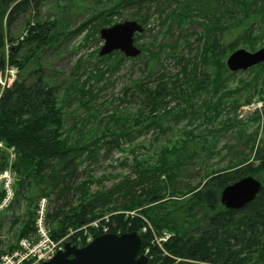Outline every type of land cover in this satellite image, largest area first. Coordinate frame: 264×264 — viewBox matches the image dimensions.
Returning <instances> with one entry per match:
<instances>
[{
    "label": "rangeland",
    "instance_id": "1",
    "mask_svg": "<svg viewBox=\"0 0 264 264\" xmlns=\"http://www.w3.org/2000/svg\"><path fill=\"white\" fill-rule=\"evenodd\" d=\"M191 1L150 0V8L146 10L147 6L143 7V4L117 7L120 0H39L34 10L13 25L11 31L18 41L24 37L28 21L32 25L35 20H63L64 28L59 26L65 32L63 38L56 49L46 46L40 52L38 62L41 73L56 86L64 115V137L81 146L106 132L122 134L117 144L112 134L105 138L108 142H102L94 155H81L77 159L81 162L76 172L66 179L72 190L64 193L71 203L78 201L75 190L83 180L87 181L91 193L107 192L124 179H134V161H143L145 167L164 162L166 156L160 154V150L165 148L172 154L168 159L181 161L175 169L176 177L167 181L164 190L157 191L170 199L164 204L169 209L176 205L172 199H181L183 192L200 185L211 172L233 167L241 160L257 164L253 151L264 147V128L260 119L264 101L254 103V99L264 95V66L254 65L229 73L226 70L215 79L216 71L212 65L201 63L205 49L214 43L211 38L204 37L205 29L215 27V38L225 48L240 35L242 24L236 23V16L228 15L214 0ZM185 4L197 11L190 12L189 17L178 15ZM209 4L215 5L212 11L207 9ZM109 10L113 11L111 15ZM143 15H148L144 31L134 35L135 44L146 48L139 57H126L122 52L119 54L120 51L99 55L103 44L99 31L108 27H102L103 16L120 23ZM252 25L254 30H250L249 35L238 37L235 50L264 48V20ZM251 41L255 42L254 50L248 47ZM208 50L211 56L213 50ZM229 54L223 56L224 65ZM30 65L31 62L28 67ZM14 67L16 78L19 69ZM183 69L186 76L181 72ZM192 74L196 76L197 85L203 86L201 89L191 91ZM4 76H0L1 81ZM83 81H88L85 90L91 91V95L75 93V88ZM161 83L168 90H174L165 94L162 87H158ZM148 91L162 93L156 111L162 116L158 121L159 128L146 129L144 126L151 107ZM208 102L215 103L218 109L211 121L204 116ZM225 123L230 125L227 131L226 127L220 128ZM13 172L14 199L0 210V254L9 253L17 246L16 240L21 239L17 237L20 224L27 221L31 213L35 228L39 220L49 228L51 222L47 214L66 201L57 193L47 197L37 193V196L27 198L30 193L34 195L30 187L16 198L17 175ZM157 181L158 186L165 184V173H160ZM154 199L149 198L146 203L150 204ZM159 201L151 205L157 207ZM125 214L137 216L140 207L125 211ZM14 219L18 222L13 227ZM148 225L154 227L151 223ZM102 226L100 219H94L86 226L69 230L58 240L64 245L75 236L76 241L88 243L95 237L94 232H108L105 224ZM35 231L29 234L34 235ZM77 231L79 234L75 235ZM155 241L161 243L157 235Z\"/></svg>",
    "mask_w": 264,
    "mask_h": 264
},
{
    "label": "trees",
    "instance_id": "2",
    "mask_svg": "<svg viewBox=\"0 0 264 264\" xmlns=\"http://www.w3.org/2000/svg\"><path fill=\"white\" fill-rule=\"evenodd\" d=\"M38 1L0 0V73L5 74L8 66L14 65L19 69L18 75L9 86L0 84V139L7 149L13 148L15 153V159L10 162L9 152L7 150L3 152L0 172L8 166L15 171L16 198L21 195L20 192L30 187L34 195L30 193L27 198L37 196V193L41 197L57 193L58 197L66 200L47 214V219L51 222L49 229L53 239L63 237L69 230L86 226L94 219H100L101 228L105 224L109 233L136 231L141 238L140 253L148 249L147 264H264V147L254 148L253 156L254 160L258 161L257 164L241 160L233 167L211 172L200 185L183 192L181 199H172L176 205L170 209L164 207L170 199H165L164 195H159L157 191L164 190L167 181L171 182L172 177H176L175 169L181 161L177 158L168 159V155L172 154L166 148L160 150V154L166 156V160L160 161V165L158 162L154 166L145 167L143 161H134L136 173L134 179H124L107 192L91 193L87 181L83 180L75 190L78 201L74 204L70 202L64 194L72 190L66 179L76 172L81 162L77 159L81 155H94L102 142H108L105 138L112 136L113 133L101 134L100 138L82 143L81 146L64 137L66 134L64 115L58 103L56 86L51 85L41 73V65L38 62V56L46 46L56 49L63 38L65 34L63 20H35L32 25L28 21L26 33L18 41H15L11 31L21 17L34 10ZM214 1L228 15L236 16V23L242 24L239 38L249 35L250 30H254L252 25L254 22L264 20V0ZM135 4H143V7L146 5V10L150 8V0H120L117 7ZM214 6L209 4L208 11H212ZM192 11L197 10L185 4L178 15L184 14L189 17ZM112 12L109 10L108 14L111 15ZM147 18L148 15H143L136 20L143 26ZM101 21L102 27L118 23L112 21L109 16H103ZM60 25L63 28L60 29ZM100 27L101 25L98 28ZM214 28L207 26L205 29L204 37L211 38L214 43L205 49L201 63L212 65L216 71V79L221 77L223 71L230 72L223 63V56L235 50L239 41L237 37L223 48L215 38ZM254 44L255 42L251 41L248 47L254 50ZM140 48L141 53L136 57L146 50L144 46ZM208 49L213 50L211 56ZM116 52L118 51L111 54ZM30 62L31 65L28 67ZM261 64L264 63L258 65L263 68L264 65ZM146 68L148 69L147 64ZM181 72L186 76L185 69ZM195 77L194 74L190 77L191 91L203 87L197 85ZM87 85L88 81H83L80 87L75 88V93L91 95V91L85 90ZM158 87H162L165 94L174 90H168L164 83ZM141 92L143 93V88ZM147 97L151 100V107L146 115L148 121L144 126L146 129L153 126L159 128L158 121L162 116L157 115L156 111L162 93L148 91ZM206 109L204 116L211 121L218 113V109L215 103L211 102L207 103ZM209 111L212 113L207 115ZM262 116L260 119L264 128V110ZM229 126V123H225L220 128L224 130L226 127L227 131ZM121 135L120 132L114 135L116 144ZM160 173H165L166 181L165 184L158 186ZM246 175L261 181L260 191L244 207L230 209L223 206L220 202L222 189ZM149 198L155 199L147 204ZM161 199L163 201H159ZM56 201L58 202V199ZM158 201L161 202L159 206L151 205ZM138 207L139 215L126 216L125 211ZM32 215L33 213L29 215L27 221L21 222L18 238L35 230ZM17 222L18 220L14 219L12 226L14 227ZM163 232L169 234L168 238L156 244V235L159 236ZM78 234L77 231L75 235ZM98 234L94 232V236ZM74 237H70V241L77 246L86 244L76 241Z\"/></svg>",
    "mask_w": 264,
    "mask_h": 264
},
{
    "label": "water",
    "instance_id": "3",
    "mask_svg": "<svg viewBox=\"0 0 264 264\" xmlns=\"http://www.w3.org/2000/svg\"><path fill=\"white\" fill-rule=\"evenodd\" d=\"M143 27L135 20H126L100 29L103 44L100 56L119 50L126 57H136L141 50L134 44L133 35L141 33ZM264 62V48L248 51L240 48L228 55L226 67L230 71L246 70ZM264 83V73L262 74ZM264 96L254 99L263 101ZM262 183L251 175L243 176L225 186L220 193V202L230 209H239L252 201L260 191ZM141 238L136 231L121 234L103 233L82 247L66 242L62 250L41 264H147L148 257L140 254Z\"/></svg>",
    "mask_w": 264,
    "mask_h": 264
},
{
    "label": "built area",
    "instance_id": "4",
    "mask_svg": "<svg viewBox=\"0 0 264 264\" xmlns=\"http://www.w3.org/2000/svg\"><path fill=\"white\" fill-rule=\"evenodd\" d=\"M14 67L7 68L1 84L9 85L14 78ZM7 75V77H6ZM5 145L0 140V159ZM10 160L14 158L13 148L8 149ZM13 176L11 170L7 169L0 173V191H4L0 199V210L8 207L13 199L12 188ZM44 201V200H43ZM61 240H54L49 235V230L40 220L36 221V232L29 237H23L17 246L9 253L0 254V264H40L50 259L58 249L62 248Z\"/></svg>",
    "mask_w": 264,
    "mask_h": 264
}]
</instances>
